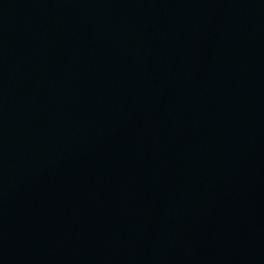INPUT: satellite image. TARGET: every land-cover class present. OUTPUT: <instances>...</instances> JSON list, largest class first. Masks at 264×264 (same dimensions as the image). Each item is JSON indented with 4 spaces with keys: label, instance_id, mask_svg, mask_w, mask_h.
<instances>
[{
    "label": "water",
    "instance_id": "1",
    "mask_svg": "<svg viewBox=\"0 0 264 264\" xmlns=\"http://www.w3.org/2000/svg\"><path fill=\"white\" fill-rule=\"evenodd\" d=\"M0 264H264V0H0Z\"/></svg>",
    "mask_w": 264,
    "mask_h": 264
}]
</instances>
